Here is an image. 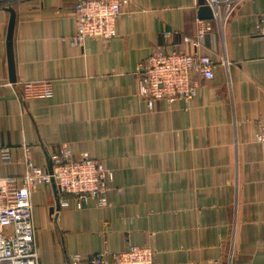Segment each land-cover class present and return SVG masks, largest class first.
I'll use <instances>...</instances> for the list:
<instances>
[{"label":"crops","instance_id":"0c3cea01","mask_svg":"<svg viewBox=\"0 0 264 264\" xmlns=\"http://www.w3.org/2000/svg\"><path fill=\"white\" fill-rule=\"evenodd\" d=\"M78 0H0V177H21L23 144L42 170L50 154L102 160L112 170L106 202L89 197L56 207V185L32 187L41 264L71 253L148 245L154 264H264V150L256 119L264 115V0H241L201 39L214 75L196 77L186 100L148 107L137 94L138 63L196 31L198 0H127L109 39L72 45ZM9 7L15 11V81L48 79L50 95L23 103L7 57ZM164 30L172 31L165 36ZM15 89L19 85L14 84Z\"/></svg>","mask_w":264,"mask_h":264},{"label":"built area","instance_id":"2783aa9c","mask_svg":"<svg viewBox=\"0 0 264 264\" xmlns=\"http://www.w3.org/2000/svg\"><path fill=\"white\" fill-rule=\"evenodd\" d=\"M127 0H78L72 14L76 31L70 37L72 45H82L87 38L109 39L116 34L115 20ZM241 0H204L213 15L223 24ZM210 19H196L195 35H184L182 41L193 46L192 51L180 48V42H172L170 50L156 49L138 63L137 94L148 107L159 99L167 102L177 98L189 100L196 93V77H213L215 62L209 54L200 51L201 39L211 30ZM258 33L264 37V12L257 15ZM172 31L162 33L169 36ZM18 84L15 89L14 84ZM23 103L36 96L52 92V81L32 79L8 82ZM259 128L256 138L264 150V115L255 121ZM24 172L21 177H0V264H41L36 244L31 201L32 187L50 184L54 180L59 192V205H69L71 195L78 205L89 197L98 204L106 202L108 183L113 172L102 160L81 156L73 157L70 151L61 149L50 154L51 167L38 168L30 157V145L23 144ZM3 159L9 157L10 147H0ZM56 264H154V250L148 245L128 244L121 250L96 251L91 254L71 253L62 263Z\"/></svg>","mask_w":264,"mask_h":264},{"label":"water","instance_id":"95a60500","mask_svg":"<svg viewBox=\"0 0 264 264\" xmlns=\"http://www.w3.org/2000/svg\"><path fill=\"white\" fill-rule=\"evenodd\" d=\"M199 6L197 9L198 16L200 18H211L213 17V12L209 4L205 3L204 0H198ZM10 11L9 21H8V30H7V57H8V66H9V73L11 81H15V74H14V59H13V52H12V32L14 27V20H15V11L9 7ZM53 184H55L52 181ZM59 206L58 197H56V207Z\"/></svg>","mask_w":264,"mask_h":264},{"label":"rangeland","instance_id":"374dc122","mask_svg":"<svg viewBox=\"0 0 264 264\" xmlns=\"http://www.w3.org/2000/svg\"><path fill=\"white\" fill-rule=\"evenodd\" d=\"M54 182V180H52ZM52 183V182H51ZM55 183V182H54ZM56 185V184H55ZM57 188V187H56Z\"/></svg>","mask_w":264,"mask_h":264}]
</instances>
